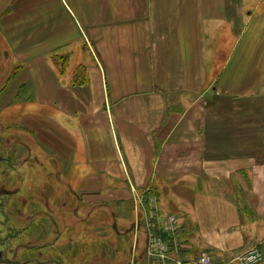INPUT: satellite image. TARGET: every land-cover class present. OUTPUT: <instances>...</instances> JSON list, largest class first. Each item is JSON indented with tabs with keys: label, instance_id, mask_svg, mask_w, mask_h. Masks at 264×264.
I'll return each instance as SVG.
<instances>
[{
	"label": "crops",
	"instance_id": "0c3cea01",
	"mask_svg": "<svg viewBox=\"0 0 264 264\" xmlns=\"http://www.w3.org/2000/svg\"><path fill=\"white\" fill-rule=\"evenodd\" d=\"M250 1L0 0V114L27 109L20 131L80 181L75 214L131 222L138 246L135 197L150 192L180 218L186 262L236 264L264 244L261 151H213L264 149V10Z\"/></svg>",
	"mask_w": 264,
	"mask_h": 264
},
{
	"label": "rangeland",
	"instance_id": "374dc122",
	"mask_svg": "<svg viewBox=\"0 0 264 264\" xmlns=\"http://www.w3.org/2000/svg\"><path fill=\"white\" fill-rule=\"evenodd\" d=\"M231 1L233 5L239 2ZM249 4H255V0ZM261 6L260 10H264V0ZM3 59L0 54V88L6 81L3 74L7 63ZM24 111L10 107L0 114V156L9 160V221L14 223L13 231L22 234L26 264H142L147 241L143 229L138 233L137 246L132 232L128 231L131 222L127 221L123 227L120 219L112 214L84 213L82 209L75 214L72 211L76 202L73 191L80 181H67L44 154L36 151L30 136L19 129L18 119ZM216 150L218 154L231 150L234 157L244 152L254 159L256 152L261 151L259 157L264 159V149H213ZM235 200L242 206L243 199L237 193ZM115 223L124 236L115 234ZM10 245L14 247L15 243Z\"/></svg>",
	"mask_w": 264,
	"mask_h": 264
},
{
	"label": "built area",
	"instance_id": "2783aa9c",
	"mask_svg": "<svg viewBox=\"0 0 264 264\" xmlns=\"http://www.w3.org/2000/svg\"><path fill=\"white\" fill-rule=\"evenodd\" d=\"M135 204L140 207L141 223H135V230L143 229L147 241L145 255L149 264H212L210 254L200 252L196 259L184 261L179 254L182 252L181 221L176 215L161 216L158 200L155 196H136ZM164 235L170 241L164 240ZM236 264H262L264 262V244L254 246L235 260Z\"/></svg>",
	"mask_w": 264,
	"mask_h": 264
},
{
	"label": "flooded vegetation",
	"instance_id": "af4514ba",
	"mask_svg": "<svg viewBox=\"0 0 264 264\" xmlns=\"http://www.w3.org/2000/svg\"><path fill=\"white\" fill-rule=\"evenodd\" d=\"M8 164L9 160L0 156V264H26L23 260L25 249L23 242H21L22 234L13 231L14 223L9 221ZM10 233L12 234L10 235ZM13 242L15 243L14 247L10 245ZM31 260L35 261L34 258Z\"/></svg>",
	"mask_w": 264,
	"mask_h": 264
},
{
	"label": "trees",
	"instance_id": "16d2710c",
	"mask_svg": "<svg viewBox=\"0 0 264 264\" xmlns=\"http://www.w3.org/2000/svg\"><path fill=\"white\" fill-rule=\"evenodd\" d=\"M144 196H153V193L148 192V193L144 194ZM178 238L180 241L182 240V238H180V233L178 234ZM164 240L170 241V237L167 235H164Z\"/></svg>",
	"mask_w": 264,
	"mask_h": 264
}]
</instances>
